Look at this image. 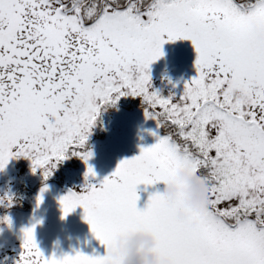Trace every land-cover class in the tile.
Returning <instances> with one entry per match:
<instances>
[{
	"label": "snow or ice",
	"instance_id": "6c2138e0",
	"mask_svg": "<svg viewBox=\"0 0 264 264\" xmlns=\"http://www.w3.org/2000/svg\"><path fill=\"white\" fill-rule=\"evenodd\" d=\"M177 39L190 40L195 74L163 95L150 64ZM126 95L162 134L149 129L154 143L92 183L88 136ZM72 155L85 182L59 197L62 216L82 206L104 253L45 255L37 220L14 264H120L110 245L133 231L152 235L166 264H264V0H0V169L23 156L47 179ZM178 167L208 186L201 215L160 191L137 206L139 184L170 182Z\"/></svg>",
	"mask_w": 264,
	"mask_h": 264
},
{
	"label": "rangeland",
	"instance_id": "374dc122",
	"mask_svg": "<svg viewBox=\"0 0 264 264\" xmlns=\"http://www.w3.org/2000/svg\"><path fill=\"white\" fill-rule=\"evenodd\" d=\"M163 51L164 55L150 64L151 87L163 95L170 91L179 94L183 91L184 81L195 74L193 46L188 39H177L166 41ZM134 97L120 96L115 104L103 106L92 127L87 140V146L92 150L88 163L96 173L89 177L92 183H98L111 173L120 159L137 154L141 144L154 143L157 137L149 129L160 132L155 119L145 118L142 106L141 109L126 110L124 106ZM85 168V162L72 155L58 162L47 179L43 178L40 169L33 172L30 160L23 156L10 158L0 169V194L12 196L11 204L0 203V216L7 214L11 221H0V264H14L20 251L22 228L37 220L40 222L35 223V240L45 255L55 253L59 256L77 249L90 254L104 253V245L83 218L82 206L77 205L62 216L59 197L70 188H80L85 182ZM44 184L48 187L41 193ZM163 185V181L147 186L139 184L137 206L143 207L149 193L160 191ZM38 194L43 199L37 205ZM137 234L150 235L133 231L121 236L131 241ZM154 248L155 241L150 251L159 256Z\"/></svg>",
	"mask_w": 264,
	"mask_h": 264
},
{
	"label": "clouds",
	"instance_id": "9594fccd",
	"mask_svg": "<svg viewBox=\"0 0 264 264\" xmlns=\"http://www.w3.org/2000/svg\"><path fill=\"white\" fill-rule=\"evenodd\" d=\"M160 192L170 204L179 196L183 207L197 215L207 208V184L190 175L183 167L175 169L173 179L164 183ZM153 244V238L146 234H137L131 241L124 236H116L109 250L112 255L121 258L120 264H166L160 256L150 251Z\"/></svg>",
	"mask_w": 264,
	"mask_h": 264
},
{
	"label": "trees",
	"instance_id": "16d2710c",
	"mask_svg": "<svg viewBox=\"0 0 264 264\" xmlns=\"http://www.w3.org/2000/svg\"><path fill=\"white\" fill-rule=\"evenodd\" d=\"M141 106H142V98L140 96H136L130 102H128L127 105L124 107L126 108L127 111L128 110L131 111L134 109H141ZM159 130L160 133L162 134V129Z\"/></svg>",
	"mask_w": 264,
	"mask_h": 264
}]
</instances>
